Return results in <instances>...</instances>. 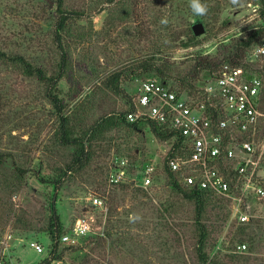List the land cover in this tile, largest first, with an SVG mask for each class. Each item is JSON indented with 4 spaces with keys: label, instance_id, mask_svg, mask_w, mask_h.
<instances>
[{
    "label": "rangeland",
    "instance_id": "374dc122",
    "mask_svg": "<svg viewBox=\"0 0 264 264\" xmlns=\"http://www.w3.org/2000/svg\"><path fill=\"white\" fill-rule=\"evenodd\" d=\"M101 1L66 0L68 6L87 12L69 23L79 33L74 35L67 54L64 51L70 62V77L59 81L57 93L67 113L85 102L83 126L102 113L125 108L122 97L103 89L102 83L110 74L123 72L128 80L121 81L120 86L133 96L142 82L160 79L153 72L138 74L133 70L137 61L153 58L174 84L189 73L198 56H215L251 27L264 25V17L258 12L260 4L254 0H218L217 13L212 1L200 0L207 7L203 15L193 11L192 0H173L169 9L163 5L164 23H152L149 16L152 37L142 41L135 33L138 19L123 21L116 6L108 9L104 5L100 10ZM48 3L0 0V51L20 54L50 73L57 69L60 50L53 38L55 7L49 8ZM168 24L181 36L176 43L170 42ZM197 24L204 29L200 35L192 29ZM186 27L197 38L191 44L180 35ZM262 39L264 35L246 50L249 60L257 58L254 49ZM213 74H200L194 85L198 88ZM57 125L58 117L45 86L0 61L2 263L37 264L48 256L51 242L47 227L54 204L62 234L72 236L74 220L85 213L91 218L92 230L89 242L81 239L69 247L59 239L63 255L51 264H83L89 259L91 264H202L195 252L194 203L173 191L162 172L170 140L156 139L147 127L132 137L112 130L84 169L65 176V165L75 147L58 142ZM133 143L138 149L132 148ZM257 146L263 151L258 174L264 180V138ZM122 159L127 168L124 181L113 185L109 175ZM20 171L23 177L17 180ZM145 172L152 177L146 186ZM95 197L101 199L104 210L91 204ZM224 199L222 207L211 204L206 209L209 236L205 250L209 258L216 257L218 264H264V218L259 216L256 203L249 198L243 208L249 216L244 224L251 234L248 240L237 234L242 225L234 215V203ZM95 239H100L96 245ZM240 240L246 242L244 252L236 248ZM30 241L41 244L43 251L31 249Z\"/></svg>",
    "mask_w": 264,
    "mask_h": 264
},
{
    "label": "trees",
    "instance_id": "16d2710c",
    "mask_svg": "<svg viewBox=\"0 0 264 264\" xmlns=\"http://www.w3.org/2000/svg\"><path fill=\"white\" fill-rule=\"evenodd\" d=\"M48 1V0H47ZM212 1L215 4L216 13L219 12L220 2L218 0H206ZM242 1V0H241ZM260 4V9L258 10L260 17H264V0H254ZM102 5H108V9L116 6L117 10H121V19L130 20L132 18L138 19V24L135 27L136 35L142 40L147 41L152 37V30L149 28L148 18L152 23L161 25L165 22V14L163 13V5L169 9L173 0H102L100 2ZM239 3V1H238ZM241 3V2H240ZM49 8L55 7V20H54V43L57 49L60 50V60L57 64V69L48 73L43 67L34 65L25 59L24 56L20 54H8L4 51H0V61L18 68L25 76L30 78H35L45 86V93L49 102L54 107L57 117V140L63 145H72L75 147V152L71 160L65 165L64 173L65 176L70 172L84 169L93 159V155L96 151V147H101L102 141L105 140V135L112 130L118 129L124 132V136L132 137L136 132L142 130L143 128H148L153 136L160 141H171V147L169 151L166 152L163 158L162 172L166 179V183L171 187L173 191L182 195L186 200L192 201L194 203V222L196 228V255L198 260L202 264H218L216 257L209 258L208 253L205 250V244L207 242L209 231L208 226L205 223V215L207 206L211 204H217L218 207H222L223 197L211 193L207 190H200L194 187H184L181 183L183 174L186 175L187 171H172L168 167L169 158L175 156L176 154H182L180 137L174 134L172 131L165 129L160 126L155 121L149 119H137L133 122L127 120L126 115L128 112L133 111L134 107L132 104V96L128 95L121 88L120 84L123 80H128L127 76H124L123 72H114L107 76L103 83V89L114 96H120L125 101V108L117 112H106L99 115L93 122L88 124H82L83 120L86 118L87 108L84 103L82 106L75 108L71 112H66L64 108L63 99L58 95V83L62 78H68L70 62L67 59V48L69 44L74 41V35L79 33L77 29H74L69 23L76 17L87 12L86 10L78 9L68 6L66 0H49L47 4ZM91 11V10H90ZM95 11V10H94ZM91 11V12H94ZM172 24H168L167 29L169 31L170 42L176 43L179 41V34L174 28H170ZM185 36V41L189 44L196 41V37L192 34L191 29L186 27L183 29L182 34ZM264 35V25L258 24V26L251 27L249 31L238 36L231 45H224L222 51L215 56H198L194 61L192 69L189 73L180 78L176 79V82L172 84L178 90H185L190 94L197 91V87L194 85V81L198 79L199 75L202 73H207L208 76L216 72L218 67L225 62H229L234 66L240 67L243 71H252L261 77L263 86L260 93L259 109L264 113V55L257 57L255 60L251 61L247 58V49L258 39ZM259 41V40H258ZM162 45V44H160ZM231 47V49H229ZM66 54H65V52ZM133 70L138 74L153 72L160 78L159 80L165 84H169L168 75L154 62L153 58L141 59L137 61L133 66ZM213 77V75L211 76ZM208 77L206 80L210 79ZM205 80V81H206ZM203 81V83L205 82ZM264 138V117L259 119V126L257 132V142ZM100 143V144H97ZM181 146V147H180ZM132 148H137L136 144L133 143ZM22 174L17 175V180L22 179ZM264 184V180H261ZM62 181V180H61ZM61 181L56 183V188L58 189ZM226 199V198H225ZM224 201L228 202L230 200L226 199ZM223 211V208L220 209ZM239 222V221H238ZM242 226L238 228V233L242 238L251 237L248 233L249 229L244 224L245 222H239ZM248 225V224H246ZM48 236L50 239V250L46 258L40 260L37 264H51L54 261L61 260L62 255L59 251V239L62 234V224L57 211L52 206L51 215L48 221ZM83 242H89L88 236L82 238ZM100 239L93 240L96 245L99 243ZM245 243V241L240 240L238 244ZM70 247V246H69ZM92 260H85L83 264H91ZM4 264V263H3ZM82 264V263H81Z\"/></svg>",
    "mask_w": 264,
    "mask_h": 264
},
{
    "label": "built area",
    "instance_id": "2783aa9c",
    "mask_svg": "<svg viewBox=\"0 0 264 264\" xmlns=\"http://www.w3.org/2000/svg\"><path fill=\"white\" fill-rule=\"evenodd\" d=\"M254 51L256 57L264 55V39ZM262 86L260 76L229 62L222 63L213 77L191 94L170 83L148 79L131 95L134 110L126 118L130 122L155 121L180 137L182 154L169 158L167 164L172 171H187L181 180L184 187L207 190L232 201L239 222L248 220L243 208L250 198L264 218V184L258 174L263 151L256 141L259 119L264 117L259 109ZM126 171L122 159L118 169L110 173L109 182L123 183ZM151 178L149 172L144 173V186ZM91 204L105 209L97 197L91 198ZM91 230V218L85 213L74 220L72 236L62 234L60 240L73 246ZM28 246L38 253L43 251L38 242L30 241ZM236 248L244 252L247 245Z\"/></svg>",
    "mask_w": 264,
    "mask_h": 264
},
{
    "label": "clouds",
    "instance_id": "9594fccd",
    "mask_svg": "<svg viewBox=\"0 0 264 264\" xmlns=\"http://www.w3.org/2000/svg\"><path fill=\"white\" fill-rule=\"evenodd\" d=\"M191 7L195 13L200 15H203L207 12L206 5L201 4L200 0H192Z\"/></svg>",
    "mask_w": 264,
    "mask_h": 264
},
{
    "label": "water",
    "instance_id": "95a60500",
    "mask_svg": "<svg viewBox=\"0 0 264 264\" xmlns=\"http://www.w3.org/2000/svg\"><path fill=\"white\" fill-rule=\"evenodd\" d=\"M192 29H193V32H194L195 35H200L204 31L202 25H200V24H197V25L193 26Z\"/></svg>",
    "mask_w": 264,
    "mask_h": 264
}]
</instances>
